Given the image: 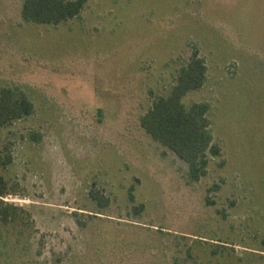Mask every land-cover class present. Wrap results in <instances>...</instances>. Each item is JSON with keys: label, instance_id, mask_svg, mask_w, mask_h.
I'll use <instances>...</instances> for the list:
<instances>
[{"label": "rangeland", "instance_id": "rangeland-1", "mask_svg": "<svg viewBox=\"0 0 264 264\" xmlns=\"http://www.w3.org/2000/svg\"><path fill=\"white\" fill-rule=\"evenodd\" d=\"M22 4L0 0V89L34 112L0 152L29 228L1 231L0 264H264V0H88L58 26L26 23ZM194 49L206 83L183 104L209 103L220 156L189 184L140 118Z\"/></svg>", "mask_w": 264, "mask_h": 264}, {"label": "trees", "instance_id": "trees-1", "mask_svg": "<svg viewBox=\"0 0 264 264\" xmlns=\"http://www.w3.org/2000/svg\"><path fill=\"white\" fill-rule=\"evenodd\" d=\"M88 0H23L21 17L26 23L58 26L69 20L78 19ZM207 67L204 59L194 49L189 61L181 67L177 82L166 97H156L151 107L140 118V126L154 142L173 153L187 167V181L197 183L207 175L208 154L220 156V149L212 143L207 102L193 103L186 107L184 97L198 91L206 83ZM34 112L33 103L18 87L0 89V134L2 129L15 121L29 117ZM35 139V137L33 138ZM12 156L6 147L0 152V242L2 230L12 229L19 234L28 232L26 211L5 201L11 192L2 171L12 164ZM134 187H130L128 198L134 200ZM89 196L100 210H105L109 198L98 190H91ZM143 205L134 207L136 215L143 211ZM81 224V223H80ZM7 245V244H5Z\"/></svg>", "mask_w": 264, "mask_h": 264}]
</instances>
